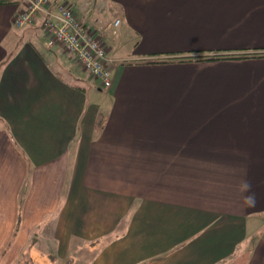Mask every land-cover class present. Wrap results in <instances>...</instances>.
<instances>
[{
	"label": "crops",
	"instance_id": "1",
	"mask_svg": "<svg viewBox=\"0 0 264 264\" xmlns=\"http://www.w3.org/2000/svg\"><path fill=\"white\" fill-rule=\"evenodd\" d=\"M0 1V264H264V0H64L109 89Z\"/></svg>",
	"mask_w": 264,
	"mask_h": 264
},
{
	"label": "built area",
	"instance_id": "2",
	"mask_svg": "<svg viewBox=\"0 0 264 264\" xmlns=\"http://www.w3.org/2000/svg\"><path fill=\"white\" fill-rule=\"evenodd\" d=\"M25 7L15 17L17 26L32 25L38 14H41L47 46H61L73 53L81 66L103 88L112 87L114 69L119 59L109 51L107 38L118 35L121 19H116L95 33L64 0H27Z\"/></svg>",
	"mask_w": 264,
	"mask_h": 264
},
{
	"label": "clouds",
	"instance_id": "3",
	"mask_svg": "<svg viewBox=\"0 0 264 264\" xmlns=\"http://www.w3.org/2000/svg\"><path fill=\"white\" fill-rule=\"evenodd\" d=\"M237 192L241 197L242 205L244 207H255L257 204V195L253 190L251 180L247 178V173L240 178L237 184Z\"/></svg>",
	"mask_w": 264,
	"mask_h": 264
},
{
	"label": "trees",
	"instance_id": "4",
	"mask_svg": "<svg viewBox=\"0 0 264 264\" xmlns=\"http://www.w3.org/2000/svg\"><path fill=\"white\" fill-rule=\"evenodd\" d=\"M5 2V1H0ZM263 56V54H255V55H249V54H244V55H239V54H214L211 56L206 57V60H233V59H243V58H250V57H260ZM25 264H34L29 261H26Z\"/></svg>",
	"mask_w": 264,
	"mask_h": 264
},
{
	"label": "rangeland",
	"instance_id": "5",
	"mask_svg": "<svg viewBox=\"0 0 264 264\" xmlns=\"http://www.w3.org/2000/svg\"><path fill=\"white\" fill-rule=\"evenodd\" d=\"M18 1H21L22 3H23V5L22 6H20L21 8L20 9H18V13H17V15L20 13V12H22L26 7V2H27V0H18ZM20 2V3H21ZM35 24V23H34ZM33 25V24H32ZM31 24L30 25H28V26H24V27H21L22 29L23 28H30L31 26H32ZM17 26V25H16ZM17 27H19V26H17ZM33 27V26H32ZM93 31V30H92ZM46 41V40H45ZM46 44H47V42H46ZM48 47V46H47ZM56 47H58V46H56ZM59 47H61V46H59ZM49 48V47H48ZM55 48V47H54ZM54 48H49V49H54ZM64 49V48H63ZM65 50V49H64ZM76 61H77V59H76ZM76 66L77 67H79L80 68V70H85L82 66H81V64L77 61V63H76ZM85 72H86V70H85ZM90 74H88V76H89ZM88 76H87V78H88ZM90 77V76H89Z\"/></svg>",
	"mask_w": 264,
	"mask_h": 264
}]
</instances>
